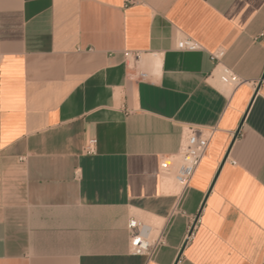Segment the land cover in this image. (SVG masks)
Wrapping results in <instances>:
<instances>
[{
  "label": "crops",
  "instance_id": "0c3cea01",
  "mask_svg": "<svg viewBox=\"0 0 264 264\" xmlns=\"http://www.w3.org/2000/svg\"><path fill=\"white\" fill-rule=\"evenodd\" d=\"M190 126L215 133L179 193ZM0 264H264V0H0Z\"/></svg>",
  "mask_w": 264,
  "mask_h": 264
},
{
  "label": "built area",
  "instance_id": "2783aa9c",
  "mask_svg": "<svg viewBox=\"0 0 264 264\" xmlns=\"http://www.w3.org/2000/svg\"><path fill=\"white\" fill-rule=\"evenodd\" d=\"M177 47L181 50L196 51L202 48L201 44L191 37H185L178 41ZM126 58H136L138 53L125 52ZM225 50L220 48L211 53L212 59L216 62V70L219 78L225 85L238 87L247 82L233 68L223 63ZM215 129L197 128L190 126L186 129L180 152L175 157H167L161 160V171L163 174H173L175 180L185 190L191 183L198 168L207 156L210 143L214 136ZM96 138L90 139L85 146V152L94 154L97 152ZM22 161L26 160L23 156ZM198 222L195 220L191 225L188 238L193 235L194 228ZM154 227L147 223L140 216H133L128 220V230L130 233V252L134 255H147L153 257L158 248L164 244V233L162 230L152 231Z\"/></svg>",
  "mask_w": 264,
  "mask_h": 264
},
{
  "label": "rangeland",
  "instance_id": "374dc122",
  "mask_svg": "<svg viewBox=\"0 0 264 264\" xmlns=\"http://www.w3.org/2000/svg\"><path fill=\"white\" fill-rule=\"evenodd\" d=\"M171 178L173 179V181H174L175 183H177L173 174L171 175ZM140 216H141V218H143L147 223H149L150 225H152V226H154V227H156V226H158V225H161V220L154 219V218H152L151 216H149V215H145V214H143V213H140Z\"/></svg>",
  "mask_w": 264,
  "mask_h": 264
},
{
  "label": "bare ground",
  "instance_id": "6f19581e",
  "mask_svg": "<svg viewBox=\"0 0 264 264\" xmlns=\"http://www.w3.org/2000/svg\"><path fill=\"white\" fill-rule=\"evenodd\" d=\"M152 57H153V56H152ZM144 58H145V57H144ZM150 58H151V57H150ZM144 60H145V59H144ZM153 64H154V68H155V69L158 68V66H159V60H158V58H155V59H154V63H153ZM177 184H178V183H177ZM178 185H179V186L176 187L175 190H176L177 192L180 193V192L183 191V188H182V186H181L180 184H178ZM176 191H175V192H176ZM152 217H153V216H152ZM151 226H152V225H151ZM153 227H154V226H153ZM155 228H156V227H154L153 229H155Z\"/></svg>",
  "mask_w": 264,
  "mask_h": 264
}]
</instances>
